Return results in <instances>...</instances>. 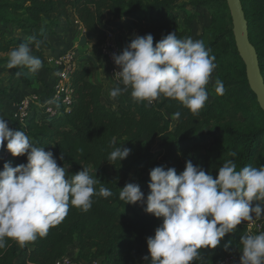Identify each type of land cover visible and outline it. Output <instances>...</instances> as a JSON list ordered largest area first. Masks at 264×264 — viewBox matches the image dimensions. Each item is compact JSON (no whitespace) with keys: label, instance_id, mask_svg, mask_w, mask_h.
<instances>
[{"label":"trees","instance_id":"trees-1","mask_svg":"<svg viewBox=\"0 0 264 264\" xmlns=\"http://www.w3.org/2000/svg\"><path fill=\"white\" fill-rule=\"evenodd\" d=\"M176 1L0 0V75L7 74L5 81L0 78V104L6 100L17 102L19 98L14 96L21 90L22 82L28 88L32 85L30 79L38 78L27 69H8L7 53L37 36L41 46L37 49L30 44V47L33 55L43 62L39 71L48 70L46 38L54 36L58 19L67 22L71 16L77 18L82 28L95 37L90 51L99 62L105 13L111 15L112 26L131 19L139 36H153L154 46L171 32H176L178 38L191 37L193 18L186 15V6H178ZM240 2L264 83V0ZM192 5L210 11L206 35L201 39L209 55L215 57V65H219L217 79L224 84V94L218 95L214 87L207 85L208 99L199 115L163 96L152 104L129 99L124 107L114 109L103 102V87L88 80L90 69L85 64L77 65L69 78V102L58 107L57 116L45 115L33 105V111L37 112L23 125L11 123L9 128L25 132L34 146L51 151L58 166L68 168L69 175L88 168L100 181L94 186L96 191L104 186L112 195L94 196L87 212L70 206L65 219L50 228L46 237L25 245L23 258L19 256L18 243L8 240L6 249H0V264H54L73 246L77 249L73 258L76 264L90 260H98L100 264H145L149 260L144 259L148 257L147 238L154 235L162 221L147 214L144 203L124 204L120 199L123 174L136 175L135 184L146 200L150 194L149 173L156 167L175 168L180 174L190 160L215 179L226 160H233L237 170L264 166V113L249 89L244 64L235 48L226 1L197 0ZM17 72L21 75L17 76ZM177 111L181 113L179 120L172 118ZM144 138L156 140L157 154L141 142ZM204 143L208 146L197 150L196 146ZM119 146L130 148L129 156L119 163L109 161L111 151ZM231 152L237 155L232 157ZM26 155L12 157L5 143V147H0V171L5 163L12 167L26 164ZM261 215L264 217V212ZM245 234L256 235L237 225L215 249L201 250L206 264H218L232 254L240 256L239 241Z\"/></svg>","mask_w":264,"mask_h":264},{"label":"clouds","instance_id":"clouds-1","mask_svg":"<svg viewBox=\"0 0 264 264\" xmlns=\"http://www.w3.org/2000/svg\"><path fill=\"white\" fill-rule=\"evenodd\" d=\"M153 40L151 34L135 36L120 54H113L119 68L114 75L123 87L113 88L110 98L130 91L137 103L151 104L163 96L199 115L208 99L206 86L216 68L215 57L209 55L202 39L178 38L171 32L155 46ZM41 43L32 36L29 43L12 48L6 67L38 72L43 62L33 55L30 44L38 49ZM214 88L218 95L224 94L221 80H215ZM180 117L179 111L173 113V119ZM5 142L12 157L27 154V163L16 167L5 163L0 171V249H6L8 240L24 247L46 237L50 228L65 219L70 206L87 212L94 196L112 195L104 186L96 191L94 186L100 181L88 168L69 175L68 168L58 166L51 151L34 146L25 132L13 131L0 117V147H5ZM130 152L127 147H115L108 159L119 163ZM229 155L235 157L237 153ZM149 176L146 200L135 183L124 186L120 199L129 205L144 203L145 212L162 221L146 241L148 257L144 259H150V264H206L201 250L215 249L242 221L264 218V166L237 170L233 160H226L214 179L189 160L180 174L175 168L161 166L152 169ZM239 244L238 264H264V232L242 235Z\"/></svg>","mask_w":264,"mask_h":264},{"label":"crops","instance_id":"crops-1","mask_svg":"<svg viewBox=\"0 0 264 264\" xmlns=\"http://www.w3.org/2000/svg\"><path fill=\"white\" fill-rule=\"evenodd\" d=\"M111 21V15L109 13H105L103 19L104 30L112 28L115 31L116 38L120 44L122 52V50L131 42V39L139 35L135 31L131 19H124L123 21L116 22L113 26L110 24ZM46 42L48 70L39 71L46 83H52L55 81V69H49L54 67L53 65L55 64L58 53L67 48H73L76 55L77 65L82 66L85 64L90 69V76L88 77V80L93 84L101 85L103 87L102 100L105 104L112 105L114 109H120L124 107L127 100L132 99V97L129 96L130 92H125L115 99L110 98L109 92L117 86L112 83L105 62L102 60L96 62V60L92 57L90 50L91 44L95 42V37L87 33L82 28L75 16H71L67 22L65 20L58 19L57 27L54 30V36L47 37ZM49 49H53L51 54L47 52ZM74 253L75 255L77 253V249L75 247ZM235 256L238 259L237 261H239L240 256ZM145 264H150V259L147 260Z\"/></svg>","mask_w":264,"mask_h":264},{"label":"built area","instance_id":"built-area-1","mask_svg":"<svg viewBox=\"0 0 264 264\" xmlns=\"http://www.w3.org/2000/svg\"><path fill=\"white\" fill-rule=\"evenodd\" d=\"M120 44L116 38V33L112 28L105 30V36L102 44L99 47V55L107 65L108 73L111 77L112 83L115 86L123 87L119 79L114 75L119 71V68L114 64L112 56L113 54H120ZM55 81L49 89V95L37 96L34 94L26 95L20 98L13 105V117L19 121L20 124H24L25 121L30 118L35 112L31 105H36L37 109L50 117L58 115V107L64 106L69 102L70 89L69 78L71 72L76 67V55L73 48L61 51L55 61ZM152 104V103H151ZM6 143V142H5ZM239 225L246 227L249 232L259 234L264 232V218L256 220L255 222L242 221ZM237 257L232 254L228 255L218 264H234L237 261ZM54 264H76L68 254L58 259ZM79 264H100L98 260H90L88 262H81Z\"/></svg>","mask_w":264,"mask_h":264},{"label":"rangeland","instance_id":"rangeland-1","mask_svg":"<svg viewBox=\"0 0 264 264\" xmlns=\"http://www.w3.org/2000/svg\"><path fill=\"white\" fill-rule=\"evenodd\" d=\"M197 0H177L176 1V4L178 6L184 4V6H186V15L187 16H190L193 18V22H192V25H191V28H192V33H191V38L193 40H197V39H201V37L205 36V29L208 27L209 25V22H210V11H208L207 9L205 8H196L192 5L193 2H195ZM227 6V4H226ZM227 10H228V7H227ZM228 15H230L229 13V10H228ZM231 19V17H230ZM232 25V23H231ZM7 28L8 31H12V28L8 27V26H4ZM207 33V32H206ZM67 49H70V48H67ZM65 49V50H67ZM53 51V49H49L47 50V52L49 54H51V52ZM64 51V50H63ZM61 53V51L59 52ZM58 53V55H59ZM57 55V57H58ZM2 57V56H0ZM54 67H51L49 70H52L53 68L55 69L56 71V67H55V64L53 65ZM218 69H219V65L216 64V68L214 69L213 73L211 74V77H210V81L208 83V87L209 88H213L214 87V83H215V80L217 79L218 77ZM37 80H31L30 81L32 82V85L30 87L27 88V86L24 84V82H22V85H21V90L15 94V99H20L22 98L24 95H31V94H34V95H37V96H41V95H44V94H48L47 91L49 90V86H51V83H46L44 78H42V74L40 75V72L38 71L37 72ZM0 78L3 79L5 81V79L7 78V74L6 73H3L2 75H0ZM41 84H40V82ZM54 83V82H53ZM130 92V91H129ZM129 96H131L129 94ZM128 96V97H129ZM15 101H3L1 102L0 104V117L4 118L5 120H7L9 122V124L11 123H15V124H20L19 121H17L14 117H13V105H14ZM33 106V104L31 105V107ZM142 143H144L146 146H148V148L157 154V142L155 139H152V138H144L141 140ZM208 146V144H200V145H197L196 148L197 150L199 151H202L204 150L206 147ZM156 151V152H155ZM159 157L157 156L156 159H158ZM109 170V173L112 172L111 168H108ZM136 175L134 173H128V174H123L122 175V178H121V183L123 184L122 185V189L124 188V186L127 184V183H135L136 182ZM17 249H18V253H19V256L20 258H23L24 255H25V246L24 247H20L18 244H17ZM68 255L73 259L74 256H75V253H74V246L69 248L68 250ZM234 264H238V261H236Z\"/></svg>","mask_w":264,"mask_h":264},{"label":"water","instance_id":"water-1","mask_svg":"<svg viewBox=\"0 0 264 264\" xmlns=\"http://www.w3.org/2000/svg\"><path fill=\"white\" fill-rule=\"evenodd\" d=\"M232 23V34L237 53L245 67L249 89L255 95L264 113V83L259 69L257 54L248 38L247 22L240 0H225Z\"/></svg>","mask_w":264,"mask_h":264}]
</instances>
